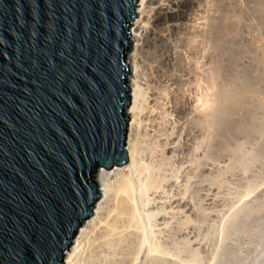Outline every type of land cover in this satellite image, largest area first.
<instances>
[{
	"label": "water",
	"instance_id": "water-1",
	"mask_svg": "<svg viewBox=\"0 0 264 264\" xmlns=\"http://www.w3.org/2000/svg\"><path fill=\"white\" fill-rule=\"evenodd\" d=\"M139 0H0V264H65L129 161L125 50Z\"/></svg>",
	"mask_w": 264,
	"mask_h": 264
},
{
	"label": "rangeland",
	"instance_id": "rangeland-1",
	"mask_svg": "<svg viewBox=\"0 0 264 264\" xmlns=\"http://www.w3.org/2000/svg\"><path fill=\"white\" fill-rule=\"evenodd\" d=\"M142 1H138L137 16L130 22L134 26L129 28V43L133 50L125 51L129 55L135 51L139 44L144 43L146 49L150 47V44L153 46L154 36L158 32L164 31L168 22L192 24L194 16L201 13L204 15L205 9L208 7L196 4L189 7L190 14H187L186 18L175 19L166 15L165 18L163 16L162 19L155 20L154 9L160 3L155 1V3L149 4L147 0H144L142 4ZM222 1H225L222 2V9L225 13L227 12L226 14L231 15L234 11L233 8L237 7L236 14L243 13L246 17L245 15L241 17L243 14L240 16L235 14L238 18L234 19L235 24L229 27L232 28V31L228 30L231 31L228 33L230 34L229 38H227L228 34L225 36L227 39L223 38L220 52L215 55L216 57L219 55L218 61L214 56L211 60L200 59L197 68L202 71H207L209 68H212L214 72L224 71L222 74L224 76L226 74L225 79L218 77L223 76L220 74L221 72L217 74L219 78L217 81H220L218 83H222L218 84L219 88L220 90L224 89L226 95L222 90L219 92L218 98L225 97V99L220 98L224 105L222 101L215 100L217 93L214 94L213 88L210 86L212 84L207 81L204 85V97L201 88L190 90L188 93L191 94L192 103L187 105V109L180 110L177 96L181 94V89L184 87L187 90L189 86H197L198 80L190 79L192 77L190 74L181 77L179 70H176V59L168 63V73L162 81L158 77L156 78L157 72L150 68V65L154 64L150 60H145L148 63L141 62L137 64L138 66H130L127 78L128 81L130 80L132 102L128 109H131L132 113L129 115L127 148L129 152L133 147L135 153L138 149L143 158V165L148 163L146 164L148 171L145 174L141 173V175L137 172L133 176L128 172V176L132 179L136 177L137 179L133 180H138L141 186L146 188L141 191L139 197L135 196L136 200H132L135 202L142 224L145 226L143 227V236L146 238V245L142 264H146L145 257L152 255L155 248H159L161 253L173 264H221L220 256L217 253L221 251L230 253L238 244L243 245L242 264H264V0ZM152 6L155 7L153 10H151ZM259 8L260 10H258ZM228 9H230L229 13ZM145 10L148 12L144 13ZM232 15L231 17L235 18L234 13ZM238 19L240 21L243 19L241 21L243 23L238 21L237 24ZM232 32H234L233 35ZM182 54L187 61H190V55L186 54V50ZM227 57L229 60H226ZM162 63L159 67L165 71L167 63L164 60ZM214 64L215 66L217 64V68L221 65L220 70L219 68L217 70ZM186 67L190 69L192 65L187 64ZM221 68L223 69L221 70ZM209 70L208 73L216 75L217 72ZM177 76L179 78L176 80ZM223 86L229 88L225 89ZM239 87L240 89H238ZM233 88L237 89L234 91ZM241 89L246 93H242ZM236 90L238 91L236 92ZM227 91H230L228 96L230 95L232 99L237 98L234 102L238 101V103H234L227 96ZM239 91L242 97L239 96ZM213 94L216 95L215 98H213ZM239 98L243 100H238ZM227 99H230L229 102L232 101L231 104L224 102ZM204 101L210 107L218 101V106H214L215 109L218 107L215 110L216 114L213 113L208 118L207 132L211 134H209L210 138H207L210 141L207 138L205 139L209 144L202 141V144H207L206 147L205 144H199L202 135L195 127V114L201 106H206ZM219 108H222V111ZM136 110L140 112L137 116L133 114V111ZM219 110V115L222 113L226 116L221 114L219 119L217 114ZM216 115H218L217 120ZM242 150L244 153L251 152L250 155L253 156V161L250 160L251 168L247 164L249 162L241 163L244 162L241 161L239 155ZM203 157L207 159L205 160ZM237 158H239L238 161ZM200 160L203 162V166L205 164V168L200 165ZM109 170L106 169V171ZM203 174L208 177L205 184H202L201 181ZM150 179L153 180L152 185L147 189L146 183ZM253 181L255 185L252 186H255V189L253 188L254 191L252 188V190L249 189L250 193L247 188L248 184ZM114 194L103 193L101 195L96 205L97 208L95 207V214L83 223L79 230L81 233L78 232L77 246L95 227L98 229L97 231L96 228L94 229L96 231L93 232L95 236L92 234L94 238L101 234L107 235L106 231L110 228L108 224L110 213L114 208ZM137 198L141 199L137 202ZM252 203L262 210L253 214L248 221H241L242 218H239V223L232 224L231 218L236 209ZM200 213H205L206 219H202ZM211 226L216 228L213 229ZM209 227L213 230L209 231ZM125 238L128 240L127 236H123L116 241L121 243L117 248L122 247L121 250L127 248L129 243ZM173 239L177 244L178 252L172 250ZM111 256L116 258L117 255ZM108 260L106 264H113L110 260L108 263Z\"/></svg>",
	"mask_w": 264,
	"mask_h": 264
},
{
	"label": "bare ground",
	"instance_id": "bare-ground-1",
	"mask_svg": "<svg viewBox=\"0 0 264 264\" xmlns=\"http://www.w3.org/2000/svg\"><path fill=\"white\" fill-rule=\"evenodd\" d=\"M155 1H158L160 3V5L157 6L156 8L153 6H152L153 8H151V10H153L155 8L154 9L155 10V12H154L155 20L156 19L157 20L162 19L163 16L165 18L166 15L169 18H175V19L176 18L177 19L186 18L187 14H190L189 7L194 6L196 4H200L201 6L206 5L208 7H207V9H205L206 15L204 13H203L204 15H202L201 12H199V13H201L199 15L196 13L197 16L196 15H195L196 17L194 16V18H193L194 23H192V24L186 23V22H178V23L168 22L166 29L162 32H158L154 36V41H153L154 45L151 46V44L150 45L148 44L150 46L148 49H146L143 45L144 43H142V45L139 44V46L137 48H135V51L133 53H131V55L125 53L124 59H125V63L129 67V71H130V66H132V65L136 66L138 63H141V62L148 63L145 60H150V62L154 63V64L150 65V68L152 70H154V72H157L155 74L156 78L158 77L159 80L162 81L164 79V77L166 76V74L168 73V71H167L168 70V63H171L172 60L176 59V63H175L176 70H179L181 77L183 75L190 74L192 76V77H190V79L195 78V80H198L197 86H195V87L189 86L187 90L184 87L181 89L182 90L181 94H179L177 96L178 103L180 104V108H181L180 110L187 109V105L192 103L191 102V100H192L191 94L188 93L190 90H193L194 88H196V89L201 88L202 89V95L204 97V94H203L204 89H205L204 85L207 81L210 84H212V85H210V84H208V85L212 86V88H213L212 90H213L214 94L217 93L216 94L217 96L213 94V96H214L213 98H215V96H216L215 100H217V99L220 100V98L225 99V97H222L221 95H220L221 97L218 98L219 92L220 91L222 92V90H224V89L220 90L219 85H218V84H220V83H218L220 81H217V79L219 80V78H221V77H222V79H225L226 74H225V76L222 74L224 72L222 70L223 68H221L222 72L218 71V72H221L220 74H222L223 76H218L219 77L218 78L217 74H219V73L217 71H215V72H217V73H215L212 68H209V69H211V71L213 70V72L216 75L211 74V72H209L210 73L209 74L208 68H206V69H208L207 71L206 70L202 71V70H199V68H197V66H198V63L200 62V59H203V60L210 59L211 60V58H213V56L216 57L215 55H217L220 52L221 45L223 44L222 43L223 38H226L225 36L229 32L232 31L231 30L232 28L230 29L229 27L233 26L235 24L234 19L236 20V18H238L235 16L236 10H238L237 7L233 8L235 12L234 11L232 13L230 12L231 15H228V14H226L227 12L225 13L222 9V2L223 3L225 2L222 0H147V3L153 4V3H155ZM204 2H206V4H204ZM143 3H144V0L142 1V4ZM147 7H150V6H147ZM223 7L225 8V6H223ZM136 9H137V6H136ZM225 10H226V8H225ZM229 10L230 9H228V13H229ZM240 10L244 11L242 9H240ZM258 10H260V8ZM261 10H262V8H261ZM135 12H136V10H135ZM147 12L148 11H146V10L144 11V13H147ZM233 13H234L235 18L231 17V16H233L232 15ZM241 14H243V13H241ZM241 14H239V15L236 14V15L240 16ZM147 15H149V14H147ZM244 15L245 14L241 15V17H244ZM241 17H240V19H241ZM245 17H246V15H245ZM154 18H153V20H154ZM240 19L237 20V24L239 22L243 23V22H241L243 19L241 21H240ZM229 29L231 31H228ZM233 33L234 32H232V35H233ZM229 35L230 34L227 35V38H229ZM232 35H231V37H232ZM129 41H130V38L128 40V43H129ZM146 41H147V39H146ZM147 42L150 43V41H147ZM129 45L131 46L130 43H129ZM222 48H224V47L222 46ZM184 50H186V54L190 55L189 56L190 61H187L185 59V56L182 54ZM223 50H225V49H223ZM225 55H226V53H225ZM218 56L216 57V59L219 58ZM220 56H221V54H220ZM223 57H225V56H223ZM230 58H231V56H230ZM227 59L229 60L228 57L226 58V60ZM163 60L165 61V63H167V68L165 71L163 69H161V67H159L160 64H163L162 63ZM184 60H186L187 62ZM196 60H197V62H196ZM217 61H218V59H217ZM219 62L221 63L220 60H219ZM142 64L144 65V63H142ZM142 64H141V66H142ZM187 64H191L192 67H190V69H188V67H186ZM225 64H227V62H225ZM228 64H230V62H228ZM193 65H195V66H193ZM231 65H236V64H231ZM214 66H215V64H214ZM216 66H217V64H216ZM220 66L218 67L219 70H220ZM223 66H224V64H223ZM227 67H228V65H227ZM229 67H231V66H229ZM233 67H235V66H233ZM218 68H217V70H218ZM230 70H231V68H230ZM227 76H230V75H227ZM178 78H179V76H177L175 79L177 80ZM190 83H191V81H190ZM127 85L130 86V80L128 81V78H127ZM223 87H225V86H223ZM226 87H225V89H226ZM227 88H229V87H227ZM233 89L235 91V89H237V88H233ZM238 89H240V87ZM230 91H227V96H228V92H230ZM237 91L238 90H236V92ZM224 92H225V90L223 91V94H224ZM243 92L246 93L245 91L242 90V93ZM232 93H230V94H232ZM235 93H234V95H237ZM238 93L240 96V91ZM136 96H137V93H136ZM243 96H245V95H243ZM228 97L231 98V100H233V102H234V100L237 99V98L235 99L234 97H233L234 99H232V97H230V95ZM228 97H226V98H228ZM240 97H242V96H240ZM245 98H247V97H245ZM243 99H244V97H243ZM243 99L239 98L238 100L242 101ZM227 100H225L224 102L231 104L232 101L229 102L230 99H227ZM220 101H222V104L224 105L223 100H220ZM220 101L218 103L219 106L221 104ZM131 102H132V100H131ZM217 102H214V105H212L213 103L212 104L210 103L212 105V107H210L208 103H207L208 104L207 105L205 102L206 106L205 105L201 106L199 108L198 112L195 111V112H197V114H195L196 115L195 116V127H196L197 131H199L202 135V140L200 139L199 144H201V145L205 144V147L207 144H209V143H207L205 138L209 137V134H211L210 132L209 133L207 132L208 131L207 129L209 128V127H207V125H209L208 124V118L210 115L215 113V110L218 108L217 107L215 109ZM234 103H238V101L237 102L235 101ZM128 107L125 111V114L127 116H129L132 113L131 112L132 110L128 109ZM219 109H221V111H222V108H219ZM219 112H220V110L217 112V114ZM139 113L140 112L137 110L133 111V114L135 116L139 115ZM218 115L215 116L216 120H217ZM220 115H219V119H220ZM222 115H224V114H222ZM224 116H226V115H224ZM129 121H130V117H129ZM128 132H129V124H128ZM200 133H198V134H200ZM207 134H208V136H207ZM212 134H214V133H212ZM209 138H207V140H209ZM127 140H128V137H127ZM202 141L203 142L206 141L207 144L206 143L202 144ZM136 152L137 153H135L133 147L130 148V151L128 152L129 153L128 163L123 165V166H114L113 168L110 169L111 171L109 170L110 172L106 171L105 168L103 169V167L98 168L96 175H95V181H96L97 186L99 188L100 194L102 195L104 193V194L113 195L115 193L114 194L115 197L113 199V200H115V202L113 201L114 202V208L112 210V213H110L111 211L109 212L111 214L110 215L111 217H110L109 223H108L110 225V228H108L106 231L107 235L103 236L101 234V235H97L98 237L94 238L95 234H93V232H96L98 229L95 227L96 231H94V229H95L94 228L92 232H89L90 234L84 238L83 242H81L79 246L76 245V241H77V238H79V237H77V235H79L81 233V231H78L79 234L77 232L73 243L65 252V255H64L65 264H106L107 263L106 261L108 260V258H109V260L111 259L110 258L111 255H114V256L117 255L116 258H113V256H111L112 259L110 261L113 264H142L144 262L143 260H144L145 253L143 254V252H145L144 248L146 245V240H145L146 238H144V236H143V233H144L143 227H145V226H143L141 218H140V214L138 213L139 211L137 210V207L134 204L135 202H133L132 200H134V199L136 200V197H139V195L141 194V191H144V189H146V188L141 186V184L139 183L138 180H133L136 177H134L132 179L130 176H128V172H130V174H132L133 176L135 174H137V172L139 174H141V173L145 174V172L148 171L147 170L148 165H146L148 163L146 162V164L143 165V163H142L143 158L141 157L140 153L138 152V149ZM242 152H243V150H242ZM242 152H240L239 155H240L241 161H244V162H241V163L243 164V163L249 162L247 164L251 168L250 160L253 161L252 160L253 156L251 157V155H250L251 152L250 153L249 152H247V153L243 152L242 153ZM203 158L205 160L207 159L205 157H203ZM238 159L239 158H237V161H238ZM205 160L203 161V159H202L203 162H205ZM202 161H201L200 165L203 164ZM239 162H240V160H239ZM199 166H198V168H200ZM205 167L206 166L204 164V166L202 168H205ZM201 177H202L201 178L202 184H205L206 181L208 180L207 175L203 174ZM152 181H151V179L147 180V183H146L147 189L150 188V186L152 185ZM113 183H114V185H112ZM252 185H255L254 181L252 183L248 184L247 191L250 193H251V190L253 188L255 189V186H252ZM249 189H251V190H249ZM254 189L252 191H254ZM100 198H101V196H100ZM140 199L141 198H137V202ZM96 205H97V203H96ZM96 205H95V207L97 208ZM95 207H94V214H95ZM257 207L255 205H253V203H252L250 205L245 204V205L239 207L238 209H236V211L234 212V214L232 215V218H231L232 224L233 223L236 224L238 222V220L240 222L239 218H242L241 221L242 220H245V221L250 220V218L252 217L253 214L259 213L262 210V209L257 208ZM110 209H112V208H110ZM206 216L207 215L205 213L201 214L202 219H206ZM99 222H101V221H99ZM98 226H100V225H98ZM108 226H106V227H108ZM211 227L213 229L216 228L213 226H211ZM211 227H209L210 228L209 231L213 230V229H211ZM236 231L238 232V230H236ZM237 232H235V233L238 235ZM99 236H101L102 238ZM123 236L128 237V240L126 238L125 239L128 241V242L127 241L126 242L129 244H127L128 246L126 249L121 250L122 247L117 248L118 245L120 247L121 243H118L116 241L120 240ZM171 245H172V250L178 252L177 244H176L174 239H173ZM242 249H243V245L238 244V246L236 245L235 249H233L230 253H228V251H227V253L223 252V251H221L220 253H217V252L216 253L219 254V256H220L219 259H220L221 264H242L243 263V255L241 253ZM145 258H146L145 260H147L146 264H173L172 261L168 260L169 258H167L163 253H161L159 248H155L154 253L152 255H148ZM109 260H108V263H110Z\"/></svg>",
	"mask_w": 264,
	"mask_h": 264
}]
</instances>
